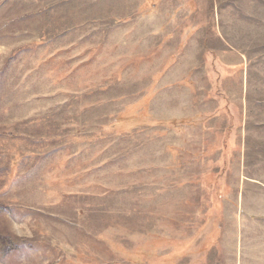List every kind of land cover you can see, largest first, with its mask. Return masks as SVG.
Wrapping results in <instances>:
<instances>
[{
  "label": "rangeland",
  "instance_id": "rangeland-1",
  "mask_svg": "<svg viewBox=\"0 0 264 264\" xmlns=\"http://www.w3.org/2000/svg\"><path fill=\"white\" fill-rule=\"evenodd\" d=\"M0 207V264H264V0H0Z\"/></svg>",
  "mask_w": 264,
  "mask_h": 264
},
{
  "label": "trees",
  "instance_id": "trees-1",
  "mask_svg": "<svg viewBox=\"0 0 264 264\" xmlns=\"http://www.w3.org/2000/svg\"><path fill=\"white\" fill-rule=\"evenodd\" d=\"M137 123H140L139 121H136ZM178 122H182V121H178V120H173L172 121V123L173 124H178ZM0 209H2L1 207H0ZM4 240H6V243H4V246H3V244H2V246H3V251L5 252H8V251H10V249L11 248H13V243H10V239H4ZM5 248H10L9 250L8 249H5Z\"/></svg>",
  "mask_w": 264,
  "mask_h": 264
}]
</instances>
